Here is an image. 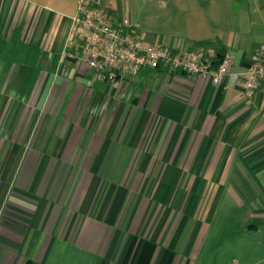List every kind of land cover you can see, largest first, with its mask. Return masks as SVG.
Masks as SVG:
<instances>
[{"label":"crops","instance_id":"0c3cea01","mask_svg":"<svg viewBox=\"0 0 264 264\" xmlns=\"http://www.w3.org/2000/svg\"><path fill=\"white\" fill-rule=\"evenodd\" d=\"M151 1L169 25L113 13L174 50L222 42L221 84L103 81L70 43L78 0H0V264H200L229 215L264 245V80L248 97L241 74L264 0Z\"/></svg>","mask_w":264,"mask_h":264},{"label":"built area","instance_id":"2783aa9c","mask_svg":"<svg viewBox=\"0 0 264 264\" xmlns=\"http://www.w3.org/2000/svg\"><path fill=\"white\" fill-rule=\"evenodd\" d=\"M70 43L82 48L78 60L85 62L99 79L109 82L162 67L168 72L180 70L211 79L219 85L228 77L233 64V55L227 53L215 70L205 50H174L163 43L148 41L129 19L117 21L107 0H78ZM241 74L245 94L252 97L264 80V44L256 51L253 64Z\"/></svg>","mask_w":264,"mask_h":264},{"label":"rangeland","instance_id":"374dc122","mask_svg":"<svg viewBox=\"0 0 264 264\" xmlns=\"http://www.w3.org/2000/svg\"><path fill=\"white\" fill-rule=\"evenodd\" d=\"M110 1L114 9V5L112 3L113 0ZM120 1L122 2L123 0ZM130 3L132 14H135V17H138V13L140 12L142 14V19L143 17L145 18L143 19V24H155V20L157 18L160 28H164L165 26L169 25L166 21L167 19L164 18H166V7H170L171 10V4L161 5L156 1L152 2L151 0H130ZM235 7L237 8V6ZM207 9H209L208 6ZM113 11L115 12V10ZM147 15L152 16L153 20L150 18V16L146 19ZM114 17L117 21L129 19L132 25L138 28L136 23L132 21V19L127 14L121 16L114 13ZM196 48L205 50V52L208 53L210 50L209 47L204 46H199ZM229 217L230 215L227 216V219L223 222L225 225L224 228H217L212 231L211 241L207 244L205 249L206 255L203 257L204 260L201 261L200 264H264V245H256L257 240L261 238L262 234L259 233L260 235L257 234L254 236L244 235L240 230V219L235 221L229 219ZM248 252H250V254H248Z\"/></svg>","mask_w":264,"mask_h":264},{"label":"trees","instance_id":"16d2710c","mask_svg":"<svg viewBox=\"0 0 264 264\" xmlns=\"http://www.w3.org/2000/svg\"><path fill=\"white\" fill-rule=\"evenodd\" d=\"M212 42H199L198 45L199 46H204L207 47L208 45H211ZM228 53V49L226 47L225 44H223L222 42H217L215 45V49L212 53H208V59L211 62V66L213 69H218L219 66L221 65V63L224 61L226 55ZM156 71H160V72H168V70H165L164 68L160 67V68H153ZM171 74H178V73H184L187 74L184 71H173L170 72Z\"/></svg>","mask_w":264,"mask_h":264}]
</instances>
